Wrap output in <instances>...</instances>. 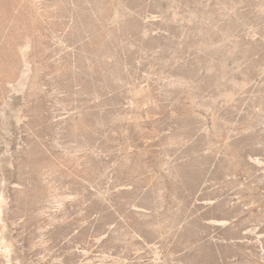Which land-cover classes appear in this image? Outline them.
I'll return each mask as SVG.
<instances>
[{
    "label": "rangeland",
    "instance_id": "rangeland-1",
    "mask_svg": "<svg viewBox=\"0 0 264 264\" xmlns=\"http://www.w3.org/2000/svg\"><path fill=\"white\" fill-rule=\"evenodd\" d=\"M0 264H264V0H0Z\"/></svg>",
    "mask_w": 264,
    "mask_h": 264
}]
</instances>
